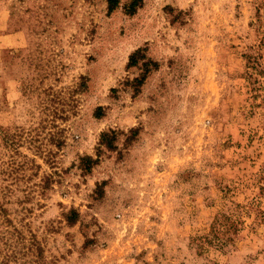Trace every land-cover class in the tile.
Returning a JSON list of instances; mask_svg holds the SVG:
<instances>
[{
	"label": "rangeland",
	"instance_id": "rangeland-1",
	"mask_svg": "<svg viewBox=\"0 0 264 264\" xmlns=\"http://www.w3.org/2000/svg\"><path fill=\"white\" fill-rule=\"evenodd\" d=\"M131 1L0 0V264H264V0Z\"/></svg>",
	"mask_w": 264,
	"mask_h": 264
},
{
	"label": "trees",
	"instance_id": "trees-1",
	"mask_svg": "<svg viewBox=\"0 0 264 264\" xmlns=\"http://www.w3.org/2000/svg\"><path fill=\"white\" fill-rule=\"evenodd\" d=\"M108 9L110 12H113L118 8L120 4V0H107ZM143 0H132L130 3V12H135V10L141 6ZM143 60V72L140 76L134 79V83H136L137 87H140L146 80L148 74L154 69L158 67V63L152 59H147L144 49L137 48L129 57L128 66H135L139 64V61ZM138 89V88H137ZM101 145H105L110 150L115 148V136L112 137L110 133L104 132L101 135ZM101 149H99L98 157L94 158L92 155H85L82 157V162L85 170L88 172L92 170L93 166L98 164L101 156ZM79 213L75 210L71 211L68 216V220L70 223L74 224L78 220Z\"/></svg>",
	"mask_w": 264,
	"mask_h": 264
}]
</instances>
